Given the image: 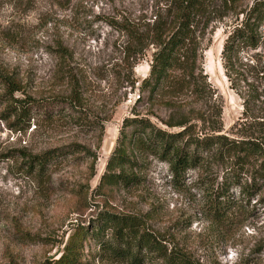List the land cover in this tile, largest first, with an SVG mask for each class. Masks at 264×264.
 I'll use <instances>...</instances> for the list:
<instances>
[{
  "label": "rangeland",
  "instance_id": "rangeland-1",
  "mask_svg": "<svg viewBox=\"0 0 264 264\" xmlns=\"http://www.w3.org/2000/svg\"><path fill=\"white\" fill-rule=\"evenodd\" d=\"M174 1L0 0V73L20 82L17 96L40 101L30 128L17 131L4 119L0 98V264L57 260L80 229L87 233L83 264H136L113 253L112 228L97 234L109 213L139 218L167 252L182 253L188 264H264V185L253 197L244 194L214 154L182 180L168 161L137 146L128 151L130 163L108 168L123 133H131L124 129L127 118L182 133L183 143L205 135L239 139L252 123L243 117L221 53L240 11L254 0H206L195 26L191 84L157 95L143 90L157 50L155 28L170 21ZM120 24L144 42L136 44ZM255 53L264 66V45ZM61 148L67 156L45 170L29 165L30 158ZM108 172L138 180L108 184ZM250 178L246 172L244 183ZM217 185L236 202L221 222L207 208ZM138 264L166 261L143 251Z\"/></svg>",
  "mask_w": 264,
  "mask_h": 264
},
{
  "label": "trees",
  "instance_id": "trees-1",
  "mask_svg": "<svg viewBox=\"0 0 264 264\" xmlns=\"http://www.w3.org/2000/svg\"><path fill=\"white\" fill-rule=\"evenodd\" d=\"M205 1L175 0L173 10L170 11V21L158 23L152 39V44L157 50L153 55L149 77L143 81L144 91L157 95L168 88L177 90L191 84L197 46L195 26L198 17L204 12ZM237 1L225 0L226 4ZM238 18L224 42L221 58L231 88L243 100V117L247 122L252 120L248 129L239 135V139H229L223 135H205L183 143L182 133H169L156 127L148 119L127 118L124 121V129L130 128L131 133H123L119 147L108 165L109 170L123 168L130 163L128 151L137 146L168 161L174 178L182 180L188 170L200 167L207 155L214 154L217 161L227 165L226 168L231 172V182L234 181L233 185L242 187L244 194L253 197L261 190L264 185V108H260L258 103L264 104V66L257 60L255 52L264 45V0H254L250 7L240 11ZM120 26L121 29L118 30L130 35L136 44L141 45L144 42L143 36L130 25ZM244 59L249 60L244 62ZM0 86L4 90L0 98L4 99L6 104L4 119H12L9 123L11 129L27 131L40 101L27 95L17 96L23 90L20 82L2 73ZM258 112L263 114L258 115ZM260 118H263V121L257 120ZM220 130L221 128H218V131ZM61 156H67V153L62 148L56 149L30 158L29 165L43 171L54 159L57 160ZM246 172L250 173V183L243 181ZM137 180L136 176L123 172H108L103 177V182L108 184L123 183L127 186ZM208 194L209 216L215 221H224L236 207V202L229 197V189L224 185L218 188L217 185L212 187ZM109 228L114 230L117 240L113 253L120 259H130L138 264L142 252L146 251L148 255L160 254L166 264H188L183 255H180L182 253L167 252L158 237L149 232L137 217L109 213L97 234ZM86 238V231L78 230L70 237L62 256L52 262L48 260L46 264H83L82 254Z\"/></svg>",
  "mask_w": 264,
  "mask_h": 264
}]
</instances>
